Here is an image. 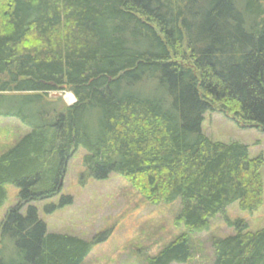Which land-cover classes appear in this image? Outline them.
I'll use <instances>...</instances> for the list:
<instances>
[{"label":"trees","instance_id":"1","mask_svg":"<svg viewBox=\"0 0 264 264\" xmlns=\"http://www.w3.org/2000/svg\"><path fill=\"white\" fill-rule=\"evenodd\" d=\"M212 112L264 133V0H0V119L30 130L0 156V211L9 185L20 202L0 264H83L105 240L48 233L31 205L61 193L79 148L85 179L118 174L152 205L180 201L185 233L146 264L188 263L194 234L264 201L263 155L208 138ZM226 222L211 264H264V229Z\"/></svg>","mask_w":264,"mask_h":264},{"label":"rangeland","instance_id":"2","mask_svg":"<svg viewBox=\"0 0 264 264\" xmlns=\"http://www.w3.org/2000/svg\"><path fill=\"white\" fill-rule=\"evenodd\" d=\"M70 96L74 97L70 92L50 95L52 99H61L67 106L76 102L73 99L70 103ZM202 130L215 142L247 145L251 158L264 157V133L254 127L239 126L231 115L228 117L220 112L205 114ZM29 132L15 119H0V156ZM85 154L83 148L74 154L57 197L31 204L37 208L48 233L69 235L87 242L96 237L100 240L105 238L92 247L83 264H146L149 257L157 255L185 233V227L176 223L180 201L152 205L118 174H111L103 181L87 180L83 165ZM262 178L264 184V167ZM7 192L8 200L0 211V225L7 212L20 205L18 189L9 185ZM66 197L72 199V204L61 207L62 199ZM46 207H54L55 210L48 213ZM225 217L218 216L211 221L209 231L191 237L194 257L186 264H211L212 239L235 233L226 219L245 221L251 232L264 229V201L255 212L244 211L234 203L226 209Z\"/></svg>","mask_w":264,"mask_h":264},{"label":"bare ground","instance_id":"3","mask_svg":"<svg viewBox=\"0 0 264 264\" xmlns=\"http://www.w3.org/2000/svg\"><path fill=\"white\" fill-rule=\"evenodd\" d=\"M68 98H69V99H68V100H69V102H70V103H73V99H75V98H74V97H71V96H70V97H68Z\"/></svg>","mask_w":264,"mask_h":264},{"label":"water","instance_id":"4","mask_svg":"<svg viewBox=\"0 0 264 264\" xmlns=\"http://www.w3.org/2000/svg\"><path fill=\"white\" fill-rule=\"evenodd\" d=\"M56 96H59V95L56 94Z\"/></svg>","mask_w":264,"mask_h":264}]
</instances>
